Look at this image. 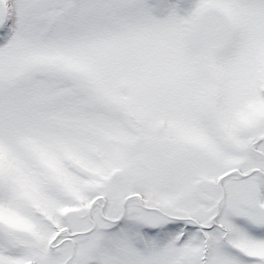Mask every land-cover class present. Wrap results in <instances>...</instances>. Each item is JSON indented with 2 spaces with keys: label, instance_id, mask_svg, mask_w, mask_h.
<instances>
[{
  "label": "snow or ice",
  "instance_id": "snow-or-ice-1",
  "mask_svg": "<svg viewBox=\"0 0 264 264\" xmlns=\"http://www.w3.org/2000/svg\"><path fill=\"white\" fill-rule=\"evenodd\" d=\"M0 264H264V0H0Z\"/></svg>",
  "mask_w": 264,
  "mask_h": 264
}]
</instances>
